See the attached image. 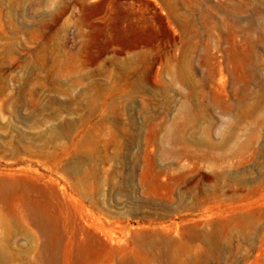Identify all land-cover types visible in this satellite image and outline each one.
<instances>
[{
  "label": "rangeland",
  "instance_id": "rangeland-1",
  "mask_svg": "<svg viewBox=\"0 0 264 264\" xmlns=\"http://www.w3.org/2000/svg\"><path fill=\"white\" fill-rule=\"evenodd\" d=\"M0 264H264V0H0Z\"/></svg>",
  "mask_w": 264,
  "mask_h": 264
}]
</instances>
